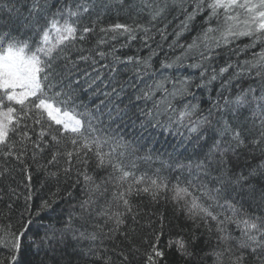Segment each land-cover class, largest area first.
I'll use <instances>...</instances> for the list:
<instances>
[{
	"label": "trees",
	"instance_id": "16d2710c",
	"mask_svg": "<svg viewBox=\"0 0 264 264\" xmlns=\"http://www.w3.org/2000/svg\"><path fill=\"white\" fill-rule=\"evenodd\" d=\"M12 2L16 3V0ZM26 2L27 0H19L17 4L19 14L12 12L11 23H9L8 7L10 5L8 0H0V25L9 24V29L19 28V32H14L13 35L27 39L31 43L37 37L34 33L26 31L27 25L24 23V18L27 12L20 7ZM88 2L90 0H68L69 5ZM60 3H64V0H60ZM55 10V8L52 9V11ZM90 11L91 15L83 14L80 27H93L95 21V32L89 34L84 41L76 40L64 46L59 53V58L55 61L63 91L73 99V104L69 105V109L75 107L78 112L92 111L93 115L102 121L96 124L101 129L99 134L113 136L125 145L115 149L117 154L124 153V163H134L137 176L147 174L158 181L159 178H164L168 183V189L160 190L155 200L150 193L134 195L131 203L135 220H133V213H126L125 223L120 226L112 239H107L106 235H111L109 228L115 225L111 221L106 223V218L97 213L111 200V192L115 190L114 184L108 185L109 190L104 196H100L99 192L90 193L89 186L84 183L83 177L77 172L78 169L85 171V165L77 163V157L74 155L71 161V171L66 176L62 170L68 167L66 157H59V164L55 166L49 165L50 151L47 148L37 156L34 162L31 158L32 146L29 145L30 150L28 156L24 158V163L28 165V172L32 177L30 182L27 179L28 173L22 170L24 165L15 157L0 156V171L4 168L10 170L0 176V226L11 225L10 230L17 232L25 226L28 220L34 222V226L25 233L26 239H22L19 252L13 253L10 249L0 245V264H13L11 261L13 254L17 256L15 264H68L69 261L71 264H107L108 258L111 259L112 264H124L120 256L121 252L128 256L130 264H147L144 254L150 251L157 234L160 236L157 247L165 252L161 264H186V261L176 251V245L173 243L172 247H169V241H175L179 237L189 242L190 250L198 254L194 264H215L213 252L222 250L217 246L216 222L205 219L202 215L191 218L184 204L172 199L173 185L179 183L181 187H185L191 181L195 188H189V191L200 197V202L209 211L214 215L226 212V209L217 207L199 191L201 184L206 185L209 190L218 186L213 183V177L218 175L217 172H212L206 177L196 168V165L205 159V154L212 141L211 139L207 142L197 140L196 134H190L187 119L183 124L175 122L173 111L164 110L166 107L164 101H170L176 112L183 110L185 105H197L193 120L197 116L208 115L210 109L215 117L217 115L215 105L224 104L220 93L223 92L224 98L233 99L234 93L238 92L240 87L247 88L249 85L256 87L259 83L254 69H244L240 81H232L234 88L225 91L221 86L222 82L234 72L241 71V68L236 67L237 64L243 67L245 61H252L253 53L258 55L264 48V44L256 42L253 47L252 37L239 36L230 43H221L219 48H215L211 59L204 62L202 67H192L200 63L199 55L192 52L182 63L165 70L162 63H172L177 57H181L185 51L183 46L191 44L201 34L208 23L207 10L198 15L179 37L176 33L180 32L179 26L184 20V13L178 6L176 10L166 13L162 20L152 23L148 22L147 13L137 16L135 13H129L126 9L121 10L117 7L103 12L99 20L96 17V10ZM188 11H191V8H188ZM116 23L143 24L150 28L151 39L145 42L142 32L137 33L135 40H129L123 35H118L115 40H111V34H109L108 43L97 47V40L103 36L99 29ZM3 31L5 29L0 28V32ZM162 34L164 39H162ZM169 45L173 46L169 47ZM152 49H155L156 55L151 57V68L138 76L136 69L140 66L127 61L126 58L133 56L144 59L150 55ZM113 50H115L114 56L120 57L123 63L114 64ZM100 52L108 53V55L101 57ZM81 57L90 58L83 60L80 59ZM229 63L233 67L228 72L211 83H207L213 69L218 72L221 67ZM113 67L115 71L111 70ZM165 76L169 77L164 85L169 92L173 91L177 80L184 77L190 78L191 86L188 88V94L173 98L160 89L155 91L151 100L136 99L140 90L146 85ZM202 80L205 83L202 84ZM197 85L200 86L197 87ZM121 87H123L122 91ZM175 87L178 88L179 84H175ZM114 88L115 92H113ZM56 90L60 91L61 88L58 87ZM106 93L110 95H105ZM156 101L161 102L159 106L161 114L154 117L145 115L149 112L155 113L153 104ZM13 106L19 110V106ZM169 117L173 121L170 127L168 126ZM213 117L210 119L215 124ZM25 123L29 125V135L36 140L40 125H35L31 118L26 119ZM59 127L53 125L51 131L56 134V129ZM60 135L63 145L60 150L62 152L72 151L73 146L67 143V134L61 133ZM13 139L16 138L13 137ZM45 139L50 144L53 143L49 136H45ZM103 150L108 152L110 148L105 144ZM249 152H252V155H249ZM81 156L83 157V153ZM257 156L258 152L251 147L242 148L238 159L230 157L229 163L234 171H244L246 174V170L257 163ZM83 159L88 161L87 173L93 176L97 183L111 172V168L98 169L96 167V160L91 151ZM37 165L46 167L38 168ZM129 170L133 169L129 168ZM56 171H59L58 178L47 175L48 172ZM77 179L80 180L79 184L75 183ZM29 183L30 189L27 187ZM57 189H59L58 193ZM29 191H31V200L26 199ZM69 192L71 196L67 195ZM52 193H57V195L52 197ZM235 195L236 193H232L226 198L232 200V203L237 204V207L242 208L245 213L252 214L255 210V215H264V207L259 206L257 201L246 196L238 203L239 198L232 199ZM90 197L93 203L82 208L81 204ZM53 199L55 203H52ZM217 199L220 204L224 203V198L217 197ZM43 200H48L51 207L40 212V218L37 219L36 212ZM112 210L123 211L122 208L116 209L115 207ZM227 214L231 215L230 212ZM69 223L76 231L65 230ZM97 225L103 227V234L97 241L79 240L77 242L73 238L78 237L80 232L98 231ZM227 228L233 236L240 235L235 224H228ZM53 236L55 239L51 241L46 239V237ZM192 237L196 238L194 244H191ZM58 240L59 243H57ZM224 260L227 264V256ZM246 264H255V261H249Z\"/></svg>",
	"mask_w": 264,
	"mask_h": 264
},
{
	"label": "snow or ice",
	"instance_id": "6c2138e0",
	"mask_svg": "<svg viewBox=\"0 0 264 264\" xmlns=\"http://www.w3.org/2000/svg\"><path fill=\"white\" fill-rule=\"evenodd\" d=\"M8 0L9 23H11V13L17 12V4ZM187 5V7H186ZM177 6L184 13V20L180 24L179 37L183 31L187 30L189 24L206 10L207 25L200 35H198L191 44L183 46L185 51L181 57H177L172 63L163 62L162 67L167 70L183 62L192 52H196L200 57V63L192 67H202L204 62L211 59V54L215 48H219L221 43L228 44L239 36L252 37L253 47L256 42L264 44V0H90L88 3H75L69 5L68 0L60 3V0H27L20 7L27 12L24 23L27 25V32L35 34L37 39L29 42L27 39H21L13 35L19 32V28L9 29V24L0 25L5 31L0 32V156L15 157L17 161L24 165L23 171L28 173L27 179L30 182L32 177L28 172V165L24 163V158L28 156L29 145H31V158L35 162L37 156L47 148L50 151L49 165L59 164V157H66L68 167L63 168L67 174L71 171V161L73 156L77 157V163L85 165V171L77 170L78 175L83 177L84 183L89 186V192H99L104 196L108 192V185L114 184L115 190L111 192V200L97 213V215L106 218L105 222L111 221L115 227L109 228L111 235H106L107 239H112L120 226L125 223L126 213H133V204L131 198L141 193H150L153 200L160 190L168 189V183L164 178H152L147 174L137 176L134 169L135 164L124 163V153L117 154V147H124L115 137L107 134L100 135L101 129L96 124L102 123L92 111H76L75 107L69 109L73 104L72 97L63 91L61 86L60 73L55 67V61L59 58V53L63 47L76 40L84 41L89 34L95 32V21L93 27H80V20L84 13L91 15L92 9L96 10L97 20L101 14L110 11L113 7L127 10L129 13H135L140 16L147 13L149 23L162 20L165 14L176 10ZM55 8V11L52 9ZM191 8V11H188ZM222 10V11H221ZM214 22V26H213ZM150 28L143 24H124L116 23L107 28H100L99 32L103 36L97 40V47L108 43L109 34L111 40H115L118 35L126 36L129 40H135L137 33L142 32L143 40L146 42L151 39ZM165 37L162 34V39ZM123 46V45H122ZM173 45H169L172 47ZM113 50V56H114ZM104 57L108 53L100 52ZM156 55L155 49L150 51V55L144 59L128 56L129 62L138 64L137 75L146 73L151 68V57ZM90 57H81L87 60ZM93 63L95 61L93 60ZM123 63L120 57L114 56V64ZM233 65L231 63L221 67L217 72L212 70V75L207 83L218 79L222 74L229 71ZM236 67L241 68L240 72H234L227 80L222 82V88L229 91L234 88L232 81H240L244 69L255 70L259 78L256 87L249 85L247 88L240 87L238 92L234 93L233 99L224 98L223 92L220 93L224 99V104L215 105L217 115L213 117V111L210 109L208 115L197 116L195 120L192 117L197 112V105H185L183 110L176 112L170 101L165 100V111L171 109L175 114V122L183 124L187 119L188 131L190 134H196L197 140L207 142L211 139L212 143L205 159L200 161L196 168L206 177L212 172L218 175L213 177V183L218 186L215 189H207L206 185L201 184L199 191L201 195L211 200L217 207L226 209V212L213 214L201 202L200 197L193 195L189 188H195L191 181L188 185L181 187L179 183L172 186V199L177 203H183L191 218L203 216L205 219H211L216 222L217 246L221 251H214L215 264H225L224 257L227 256V264H246L249 261H255V264H264V215H255L245 213L242 208L233 204L232 200L226 198L236 193L232 199L243 200L244 197H251L257 201L259 206L264 207V48L257 55L253 53L252 61H245L243 67L239 64ZM115 71L113 67L111 69ZM207 71V69H205ZM203 76V72L201 73ZM98 78V77H97ZM169 77L165 76L160 80H154L152 84L146 85L140 90L137 100H151L155 91L163 89L167 96L175 98L188 94V88L191 86L190 78L184 77L174 83L173 91L169 92L165 83ZM202 84L205 83L203 80ZM179 84V87H175ZM200 85H197L199 87ZM60 87L61 90L56 89ZM123 87H121V91ZM116 89H113L115 92ZM105 95H110L106 93ZM160 101L153 104L155 113H145L147 116H159L161 114ZM19 106V110L17 107ZM99 106H97L98 108ZM143 111V110H141ZM215 119L213 124L212 119ZM31 118L35 125H40V131L37 139L33 140L29 135V125L25 120ZM95 122V124H94ZM172 118L169 117L171 126ZM159 124V121H157ZM46 125V127H45ZM53 125L60 126L56 129V134L51 131ZM67 134V143L73 146L72 151H61L62 136ZM11 134V135H10ZM207 134V135H206ZM49 136L53 143L45 139ZM15 137L16 139H13ZM123 139L122 137L120 138ZM107 144L110 151L103 150ZM43 145V146H42ZM77 145H79L77 147ZM258 152L257 163L254 167L248 168L246 174L244 171H234L230 166V157L237 158L242 148H249ZM91 151L96 160L98 169L111 168L107 177L99 183L86 171L87 159H83ZM83 153V157L81 156ZM252 155V152L248 153ZM38 168H45V165H37ZM129 168L133 170H129ZM10 171L8 168L0 171V176ZM47 175L52 178H58L59 171L48 172ZM255 182V183H254ZM77 184L80 180L77 179ZM30 189V183L27 185ZM59 189H57V193ZM57 193H52L55 197ZM71 196V193H67ZM217 197L224 198V203L220 204ZM31 200V191L26 197ZM55 203V200H52ZM93 203L91 197L85 200L81 207ZM51 207L48 200H43L36 212L37 219L40 218V212ZM123 209V211H113ZM230 212L231 215H228ZM222 217V218H221ZM71 219V218H70ZM133 220L135 214L133 213ZM228 224H235L240 232L239 236H233L228 228ZM34 226L32 220H28L19 231H11V225L0 226V245L10 249L13 253L19 252L22 239H26L25 233ZM98 231L80 232L79 236L73 238L79 240L97 241L103 234V227L96 226ZM66 231L74 232L71 223L66 225ZM211 230V229H210ZM38 231V227H37ZM127 235V234H125ZM51 241L55 237H46ZM160 236L156 235L155 242L151 245L150 251L145 253L147 264H161L165 252L157 247ZM195 237H192L191 244L195 243ZM60 241L58 240L57 243ZM35 243V241H33ZM176 245V251L179 256L186 261V264H194L198 255L190 250V243L183 237L175 241H169V247ZM139 251L138 249H135ZM89 251H93L89 249ZM124 264H130L128 256L120 253ZM17 256L13 254L11 261L15 264ZM71 264V261L68 262ZM107 264H112L110 258Z\"/></svg>",
	"mask_w": 264,
	"mask_h": 264
},
{
	"label": "rangeland",
	"instance_id": "374dc122",
	"mask_svg": "<svg viewBox=\"0 0 264 264\" xmlns=\"http://www.w3.org/2000/svg\"><path fill=\"white\" fill-rule=\"evenodd\" d=\"M254 2H258V0H254Z\"/></svg>",
	"mask_w": 264,
	"mask_h": 264
}]
</instances>
